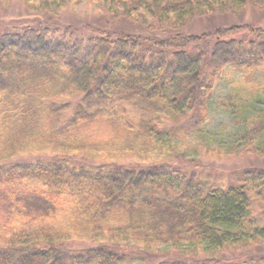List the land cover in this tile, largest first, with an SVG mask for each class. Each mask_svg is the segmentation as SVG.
Returning <instances> with one entry per match:
<instances>
[{
	"label": "trees",
	"instance_id": "1",
	"mask_svg": "<svg viewBox=\"0 0 264 264\" xmlns=\"http://www.w3.org/2000/svg\"><path fill=\"white\" fill-rule=\"evenodd\" d=\"M15 5L0 19V264H264V168L177 161L264 159V30L190 31L264 16V0H0L1 14ZM83 10L97 28L58 27ZM227 68L243 74L220 99L231 147L201 126Z\"/></svg>",
	"mask_w": 264,
	"mask_h": 264
},
{
	"label": "rangeland",
	"instance_id": "2",
	"mask_svg": "<svg viewBox=\"0 0 264 264\" xmlns=\"http://www.w3.org/2000/svg\"><path fill=\"white\" fill-rule=\"evenodd\" d=\"M19 9L20 8L17 5H15V7H8L6 8L7 13L5 16L1 14L2 12L0 10V19L4 18V20L9 21L17 17ZM86 14L87 13L85 10L77 13L75 16H73L74 18H69L68 14H63L61 19L59 20L58 27H60V25L72 24L81 27L89 25L93 28H97L98 24L96 20H94L93 18H89L90 16ZM213 18L214 17L203 19L202 21H200V23L195 24V26L190 31H196L194 32L196 34L214 33L222 28H228L235 25H246L250 23L257 25L264 30V16L261 14H251L250 12H247L245 15H232L228 17L215 16V19ZM74 19L76 21H74ZM102 27L104 29H110L111 23L110 25H103ZM190 31L187 30L188 33H190ZM147 33L148 31L146 32V34ZM159 36L162 37V34H160ZM242 76L243 74H241L239 70L235 68H227L225 71H219L215 75L214 97L211 100L210 107L207 109L206 117L202 120L203 125H201L204 129H206V132L209 131L207 139H209L211 143L219 144V146L225 147H231V145L236 143L235 133L237 132L238 117L236 118L234 115L232 116L227 108L221 104L222 101H220V99H222L227 93H229V84L232 81L240 80ZM203 136H206V134H203ZM191 158H196V160ZM198 159L199 158L197 156H191L189 159L185 158V156H180L178 157L177 161H179L181 165H184L183 167L197 169V167L201 165L202 169H199L202 171H212L215 172L214 174L226 175L242 172L243 170L250 167V165H252L253 163H256L255 165H260V168H264V159L262 158H244L242 160L235 162L233 161L231 163L217 161L206 162L204 160ZM130 164L131 166H134L133 161H131Z\"/></svg>",
	"mask_w": 264,
	"mask_h": 264
}]
</instances>
